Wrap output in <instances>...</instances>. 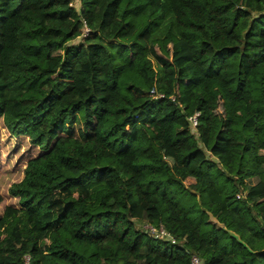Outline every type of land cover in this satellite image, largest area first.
Returning a JSON list of instances; mask_svg holds the SVG:
<instances>
[{
	"label": "trees",
	"instance_id": "trees-1",
	"mask_svg": "<svg viewBox=\"0 0 264 264\" xmlns=\"http://www.w3.org/2000/svg\"><path fill=\"white\" fill-rule=\"evenodd\" d=\"M0 121V264H264V0H0Z\"/></svg>",
	"mask_w": 264,
	"mask_h": 264
},
{
	"label": "rangeland",
	"instance_id": "rangeland-1",
	"mask_svg": "<svg viewBox=\"0 0 264 264\" xmlns=\"http://www.w3.org/2000/svg\"><path fill=\"white\" fill-rule=\"evenodd\" d=\"M37 155L38 150L33 148L28 140L13 138L0 121V183L5 199L0 214L5 207L16 203L9 196L8 190L13 183L22 180L27 162Z\"/></svg>",
	"mask_w": 264,
	"mask_h": 264
},
{
	"label": "built area",
	"instance_id": "built-area-1",
	"mask_svg": "<svg viewBox=\"0 0 264 264\" xmlns=\"http://www.w3.org/2000/svg\"><path fill=\"white\" fill-rule=\"evenodd\" d=\"M89 30L86 28V33H89L88 32ZM152 95H154L156 98H160V99H163L164 98V95L163 94H156L155 91H152ZM199 118H200V114H196L194 117H191L189 119L190 123H191V126L193 129H196L198 128V125H199ZM145 229L152 235V236H155L156 238H164L166 237V239L168 241H171L173 244H176V240L171 237L170 235L167 234L166 230L164 229V227H159V228H155L151 225H146L145 226ZM192 264H202V261L199 257L197 256H194L192 258Z\"/></svg>",
	"mask_w": 264,
	"mask_h": 264
}]
</instances>
